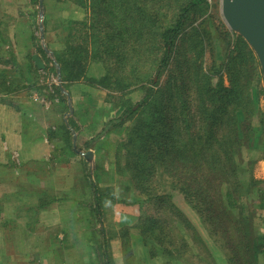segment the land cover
<instances>
[{
  "label": "rangeland",
  "instance_id": "obj_1",
  "mask_svg": "<svg viewBox=\"0 0 264 264\" xmlns=\"http://www.w3.org/2000/svg\"><path fill=\"white\" fill-rule=\"evenodd\" d=\"M132 1L141 15L154 18V24L162 27L163 23L169 22L174 15L176 16L178 5L185 0ZM221 2L222 0H205L201 9L196 8L189 13L182 34L189 35L192 40H196L195 48L193 51H188L186 55L181 54L182 50L176 48L168 69L158 79H155V98L151 111L158 112L154 114L155 128L152 132L158 134L165 125H169L172 121L174 124L172 132L181 128V121L172 119L175 106L169 97L172 95L176 98L175 94L184 85L193 87L189 80V72L192 69L190 64L193 60L196 65L207 72L211 83L220 81L223 85L229 84L230 75L241 66L243 52L250 46L247 43L246 45V41L226 24L221 12ZM34 4V8L28 9L21 5L17 12L23 15L29 14L33 21L32 30L35 29L36 33L42 29V24H39L40 15L41 19L45 18L46 38L33 40L32 48L29 47L31 52L37 53L38 59L43 63V68L40 70L37 68L31 55L15 54L12 46L3 45L7 41H0V264H29L18 260V257L29 256V248H26L24 244L20 246L22 240H29V232L22 230L29 226V157L22 155V151L18 149L19 142H25L26 138H29L26 135L21 137L25 133L24 130L29 129V99L36 103L31 104L33 110L42 111L41 107L47 105L48 102L49 109L60 112L59 116L63 117L61 119L63 122H55L57 124L55 127L59 131L55 134H48L51 143L56 144L61 140L70 142L71 137L64 130L67 126H83L87 129L84 137H93L108 122L122 114L126 103L137 108L144 94L141 88H135L138 87L136 84L130 88L124 85L130 80L126 65H128L131 52L125 50L124 44H119V40L113 34V30L116 32L115 28H120L124 30L128 39H135L130 26L131 21L124 13L111 15L110 12H105L107 8L99 4L98 0H45V6L41 8L37 6L38 3ZM71 20H73L71 25L66 23ZM85 20L87 22H84ZM26 21L29 22V19ZM192 27L197 28V35H194L195 30ZM69 33L72 34V38L64 39ZM244 44L246 48L241 51ZM235 55H238V60L232 59ZM252 55L257 59L253 50ZM187 56L190 62L185 66ZM63 60L70 65L72 68L70 70L81 71L82 75L65 80L66 74L61 72ZM243 67L246 70L244 73H248L250 64L243 63ZM106 76H111L113 79L110 82H104L103 79ZM116 78L121 83L119 86L116 84ZM249 82L251 86L247 93L257 98L258 107L264 111L263 80L257 83L250 78ZM106 84L109 87H105ZM34 90L41 93V100L34 99V95L29 98L30 93H35ZM66 92H70V96L72 93L73 106L72 100H68L65 96ZM57 99L60 104H56ZM148 110L150 109L147 106H143L136 117L124 119L120 124H112L105 130L103 137L91 143V149L95 154V159H91L93 170L91 181L98 188L99 195L102 196L101 202L114 206L115 200L112 196L118 198L125 192L126 187L127 191L130 194L133 193L135 197L145 198V194L149 193L147 186L138 184L139 179L144 177V173L137 169L145 168L147 172L153 165V179L163 182L164 185H161L157 191V186H153L150 193L170 191V194L173 193L172 198L165 199L164 203L150 199L141 206L129 203L135 206L133 212L140 213L139 216L134 217L133 222L139 224L140 217L151 216L161 224L160 226L155 224L157 229L164 227L167 232L173 231L171 235L176 238L179 236L186 245L183 253H177L176 249L180 244L174 241V248L170 247L172 252L174 250L173 257L160 253L155 257L164 258L165 264H172L171 260L178 255H181V260L177 262H182V264H220L219 257L223 256L228 264L224 249L219 246V243H216L217 246L213 242V237L206 232L199 216L188 206L183 195L177 190H169L172 177L165 174V170L163 172V166H167L168 163H163L161 167L158 156V151L164 154L165 149L152 144L151 151L144 154L138 151L139 142L131 136L132 127L141 117L147 116ZM235 113V118L241 116L239 109ZM189 114H196L194 103L189 104ZM189 117L197 120L196 115ZM239 120H242V116ZM64 121H67L66 124ZM253 123H257V118H254ZM222 129H218V135L226 132ZM201 134L196 123L195 127L187 131L186 122H184L178 138L182 140L184 149L200 150L203 145L198 136ZM237 135H240V131ZM260 153V146L248 149L243 144L240 148L238 145L235 148L236 168L239 169L237 180L244 182L245 186L250 177L264 180V178H257L258 170L264 173V158H258ZM64 154L69 156L68 152H55L49 160L59 163L63 161ZM174 157L175 152L172 150L168 158ZM24 158L28 160L24 161ZM85 171L90 172V168H85ZM263 187L262 184L252 185L249 191L244 188L239 201L242 202L248 194L256 196L257 188ZM129 193L127 195L130 198ZM19 196H28V199H20ZM168 203L181 211L194 228H187L183 224H178L177 221L171 222L169 213L174 210L166 209ZM111 209L112 207L105 212V223L117 229L114 226L117 223L114 218L115 214ZM239 209L233 212L236 214ZM243 211L254 214L256 234H264L261 230L264 226V212L257 209V205L247 207ZM173 219L176 220L175 217ZM157 233L156 230L153 234L147 233V237L149 235L153 237ZM17 241L19 243L15 247ZM119 242L114 246L111 245L110 255L113 258V264L124 260L123 249ZM259 260L264 263V255L260 256Z\"/></svg>",
  "mask_w": 264,
  "mask_h": 264
},
{
  "label": "trees",
  "instance_id": "obj_2",
  "mask_svg": "<svg viewBox=\"0 0 264 264\" xmlns=\"http://www.w3.org/2000/svg\"><path fill=\"white\" fill-rule=\"evenodd\" d=\"M98 2L107 8L105 12H110L111 15L124 13L130 19L135 39H128L124 30L120 28H115L116 32L113 30V34L119 40V44L123 43V48L131 52L128 57V65H126L130 80L124 85L130 88L136 84L138 87L135 88H141L144 92L137 108L126 103L123 106L122 114L108 122L100 133H104L112 124H120L124 119L136 117L140 109L147 106L150 109L147 116L141 117L132 127L131 136L139 142L138 151L143 154L147 153L152 150V144L165 149L164 154L159 150L158 156L161 167L163 163H168L167 166H163V172L165 170V174L172 177L169 190H177L183 195L188 206L199 216L206 232L213 237V242L219 243V246L224 249L228 264H264L259 260L260 256L264 255V234H256L254 214L243 211V209L255 205H257V209L264 210V187L257 188L256 196L248 194L242 202L239 201L244 188L249 191L252 185H264V180L250 177L246 186L244 182L237 180L239 169L236 168L234 157L237 145L240 148L244 144L248 149L260 146L261 153L258 158H264V111L258 107L257 98H253L247 93L251 86L250 78L257 83L260 80L264 82L259 62L252 55V50L250 48L244 50L247 45L244 41L246 45L244 44L241 50H244L242 64L238 67L239 69L235 70V73L230 75L228 85H223L220 81L211 83L207 72L196 65L193 60L190 64L192 69L189 72L190 85L193 87L184 85L175 94L176 98L172 95L169 97L175 106L172 119L180 120L181 128L172 132L174 130L172 121L156 134L152 132V129L155 128L154 114L158 111H151L155 98V79H158L168 69L176 48L182 50L181 54L183 55L195 48L196 40H192L191 36L182 33L189 13L196 8L201 9L205 0L181 2L177 7L176 16L174 15L169 22L163 23L162 27L154 24V18L141 15L132 0H98ZM66 23L71 25L73 21H66ZM192 29L195 30L194 35H197V28L192 27ZM232 59L238 60V55L233 56ZM189 62L187 56L185 66ZM243 63L250 64L248 73H244L246 70ZM70 69H72L70 65L63 60L61 72L66 74L65 80L82 75L81 71ZM112 79L111 76H106L103 81L110 82ZM115 81L117 86L121 84L117 78ZM105 87H109L108 84ZM190 103H194L196 114H189ZM238 109L241 112L242 120H239L241 116L234 117ZM195 115L196 121L189 117H195ZM254 118H257L256 124L253 123ZM184 122H186L187 131L195 127L196 123L202 132L201 136H198L203 145L200 150L184 149L182 140L178 138V133H181ZM220 128H223L222 131H226L222 135L217 134ZM239 131L240 135H237ZM172 150L175 152V157L170 159L168 157ZM150 167L147 172L145 168L137 169L144 173V177L139 179L138 184L147 186L149 193L145 194V198L135 197L133 193L130 194L127 191L126 187L125 192L118 198L112 196L114 200L124 204L136 203L141 206L150 199L164 203L165 199L172 198L173 193L170 194V191L156 192L164 183L153 179V165ZM153 186H157V189L150 193ZM94 192L99 194L96 187ZM96 199L101 203V198L97 197ZM166 209L174 210L169 213L171 222L177 221L178 224H183L187 228H194L188 218H185L175 206L168 203ZM236 209H239V212L235 214L233 211ZM155 224L161 225L151 216L140 217L139 224H137L149 254L155 256L160 253L173 257L174 250L172 252L170 247L174 248V241L180 244L176 249L177 253H183L186 248L184 241L179 236L173 237L171 235L173 231L167 232L164 227L157 229ZM155 230L158 232L156 235L147 237V233L153 234ZM155 247L157 249H154ZM177 260H181V255L173 258L171 262Z\"/></svg>",
  "mask_w": 264,
  "mask_h": 264
},
{
  "label": "crops",
  "instance_id": "obj_3",
  "mask_svg": "<svg viewBox=\"0 0 264 264\" xmlns=\"http://www.w3.org/2000/svg\"><path fill=\"white\" fill-rule=\"evenodd\" d=\"M34 3H38L40 8L45 6V0H0V41H7L3 45L12 46L15 54H29L32 59L38 56L31 52L32 41L46 38L45 18L41 19L40 15L42 29L36 33L35 29L32 30L33 21L29 14L23 15L17 10L21 5L27 9L34 8ZM70 38L72 34L64 39ZM40 63V67L35 64L39 70L43 68V63ZM34 92L29 94V98L34 95V99H40L41 93ZM69 93L66 92L65 96L72 100V104L73 95ZM55 102L60 104L58 99ZM31 104L36 103L29 99V129L21 135L29 138L19 142L18 148L22 155L29 157V226L22 228L29 232V240L20 242L21 247L24 244L29 248V256L18 257V260L29 264H113L111 245L120 241L124 260L118 264H165L164 258L150 256L140 227L133 222L134 217L140 214L133 212L135 206L117 201L114 206H108V203H99L96 199L102 196L94 192L96 185L91 181L92 160L95 159L91 143L103 137L102 130L93 137H84L87 129L83 126H67L64 130L70 135V142L61 140L57 145L53 144L48 134L59 131L55 122L62 121L63 117L59 116L60 112L49 109L48 102L41 107L42 111L33 110ZM55 152H68L69 156L64 154L60 164L52 162L49 159ZM85 168H90V172L86 173ZM257 178H264V173L258 170ZM19 198L25 200L28 196ZM111 207L117 229L105 223V212ZM261 230L264 232V226ZM219 261L226 264L223 256ZM172 264L182 262L174 261Z\"/></svg>",
  "mask_w": 264,
  "mask_h": 264
},
{
  "label": "water",
  "instance_id": "obj_4",
  "mask_svg": "<svg viewBox=\"0 0 264 264\" xmlns=\"http://www.w3.org/2000/svg\"><path fill=\"white\" fill-rule=\"evenodd\" d=\"M221 12L228 27L254 51L264 77V0H222ZM33 59L40 67L39 59Z\"/></svg>",
  "mask_w": 264,
  "mask_h": 264
}]
</instances>
